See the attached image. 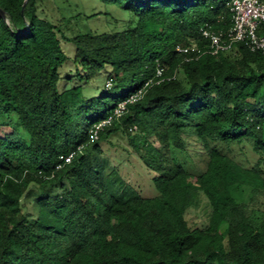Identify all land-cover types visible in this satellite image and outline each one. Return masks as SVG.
I'll return each instance as SVG.
<instances>
[{"label": "trees", "instance_id": "obj_1", "mask_svg": "<svg viewBox=\"0 0 264 264\" xmlns=\"http://www.w3.org/2000/svg\"><path fill=\"white\" fill-rule=\"evenodd\" d=\"M57 1L0 0V112L18 126L0 124V264H264V55L207 52L201 29L231 26L226 0H79L75 13ZM64 43L80 85L60 91ZM194 45L201 55L187 62L199 53L177 48ZM159 65L164 80L92 141ZM101 74V91L84 93ZM117 135L155 196L107 168L103 144ZM187 135L200 173L179 158L191 157Z\"/></svg>", "mask_w": 264, "mask_h": 264}, {"label": "rangeland", "instance_id": "obj_2", "mask_svg": "<svg viewBox=\"0 0 264 264\" xmlns=\"http://www.w3.org/2000/svg\"><path fill=\"white\" fill-rule=\"evenodd\" d=\"M57 5L61 7V9L66 12L68 9L72 10V12H82V8L80 7V1L79 0H69L68 3L63 4V0H58ZM92 1L85 0L84 6L89 7L88 9H100L101 7L93 6ZM56 5L53 3H48L45 7V13L50 16H56L55 10ZM74 12V13H75ZM116 16L121 18L123 15L121 12H115ZM57 17V16H56ZM82 19L80 20V22ZM83 22V21H82ZM90 28L92 29H98L100 31H107L110 29V26L103 25V22H99L96 20L91 21L89 23ZM63 50L65 54L69 57V59L66 61V63L63 65V67L60 69V75L62 77L60 83H59V90L64 91L67 89H70L74 86L80 85L78 77H76V66L73 63V58L76 53V47L71 43H64L63 44ZM105 80V74H101L98 76L92 83H90L87 87L84 88V93L86 94H94L97 93V90L101 91V88L105 86L103 84ZM19 122V120H18ZM0 124H9L13 128H18L16 122L12 121L11 118L7 117L6 115L2 114L0 112ZM21 130L25 134H27V131L21 126ZM187 139L189 142L188 151L190 158H187L184 155H179L180 160H183L185 163L186 168L192 172V173H200L206 168V161L204 154L200 153V147L198 144H196L195 139L187 135ZM111 143H104L103 144V159L105 161V164L107 168L111 171L113 168H118L119 173L123 177V179L128 183L133 185L138 191H140L144 196L153 197L157 194V191L155 187L152 185L151 179H152V173L149 169H147L140 160L133 154V151L131 147H129V143L126 137L124 136H115L111 140ZM150 141L157 144L156 139L154 137H150ZM243 200L248 201L249 198L246 196H243ZM207 212L202 206L201 208L197 210H193L189 216V218L192 220L193 225H202L207 218Z\"/></svg>", "mask_w": 264, "mask_h": 264}, {"label": "built area", "instance_id": "obj_3", "mask_svg": "<svg viewBox=\"0 0 264 264\" xmlns=\"http://www.w3.org/2000/svg\"><path fill=\"white\" fill-rule=\"evenodd\" d=\"M226 6L231 13V26L226 30H215L211 26L201 29V35L208 41V53L218 56L223 53L233 51L238 45H243L253 53H260L264 55V0H226ZM177 51L181 55H190L192 53H199L198 56L192 58L187 56L185 60H196L200 57V52L196 45L185 48L178 47ZM164 80V69L160 67L157 70L155 78L150 79L142 89L118 105L114 116H110L100 124L94 126L92 130V141L99 137V132L107 125H110L113 118L120 117L124 114L128 104H133L140 100L146 89L150 88L156 83ZM107 87H111L110 84ZM136 130V128H135ZM73 155L64 157L66 163H70Z\"/></svg>", "mask_w": 264, "mask_h": 264}, {"label": "water", "instance_id": "obj_4", "mask_svg": "<svg viewBox=\"0 0 264 264\" xmlns=\"http://www.w3.org/2000/svg\"><path fill=\"white\" fill-rule=\"evenodd\" d=\"M0 13H1L2 15H5L4 12H2L1 10H0Z\"/></svg>", "mask_w": 264, "mask_h": 264}]
</instances>
